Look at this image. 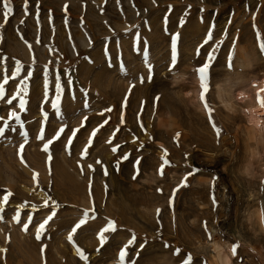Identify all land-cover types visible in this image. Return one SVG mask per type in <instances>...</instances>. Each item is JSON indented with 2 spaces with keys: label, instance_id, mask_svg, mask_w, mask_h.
<instances>
[{
  "label": "rangeland",
  "instance_id": "obj_1",
  "mask_svg": "<svg viewBox=\"0 0 264 264\" xmlns=\"http://www.w3.org/2000/svg\"><path fill=\"white\" fill-rule=\"evenodd\" d=\"M9 3L14 13L6 24L0 6L5 96L20 90L19 78L8 84L2 78L17 61L21 76L33 75L20 113L24 126L10 122L28 133L25 148L20 151L24 137L17 132L0 138V204L11 193L0 212V264H122L120 250L133 234L123 264H264V131L251 113L263 100L257 85L264 81V0H29L27 12L24 0ZM213 49L202 82L197 69ZM56 75L66 88L63 123L51 112L43 121L40 111L50 110L42 101L46 90L49 100L54 96ZM81 89L88 92L87 108ZM9 110L0 100V116ZM41 124L45 141L36 138ZM64 124L66 132L45 152L46 140ZM165 149L170 163L162 174ZM52 200L57 216L37 240L36 226L51 214ZM89 208L96 219L69 240ZM17 210L20 223L13 219ZM109 220L117 231L105 233L102 246L98 233Z\"/></svg>",
  "mask_w": 264,
  "mask_h": 264
},
{
  "label": "snow or ice",
  "instance_id": "obj_2",
  "mask_svg": "<svg viewBox=\"0 0 264 264\" xmlns=\"http://www.w3.org/2000/svg\"><path fill=\"white\" fill-rule=\"evenodd\" d=\"M29 0H24V10L25 12H27V5H28ZM0 6L3 7V17H4V21L5 24L8 22L9 16L10 14L14 13V9L13 7L10 6L9 0H0ZM181 24L184 23L183 20L180 21ZM179 34L173 35L171 37V47H172V60L171 63L173 66H175L176 64V55H175V49H176V43H177V39H178ZM212 39V33L211 31H209L208 33V38L204 41L205 44H207L209 42V40ZM136 43L139 44L140 43V35L139 33L136 34ZM145 45H146V41H145ZM219 47V44H217V48ZM260 51L264 52V42H261L259 45ZM139 50V49H137ZM216 49H213L211 52L208 53L207 56V60L206 62L203 64L202 67H199L197 69V71L200 74V79L203 82L206 74L209 70V67L211 65V61L213 59H215L214 56V52ZM106 54L107 53V49L105 50ZM143 55L145 57V59H147L148 57V49L145 46L143 49ZM16 65L11 71H10V75L7 76H2L4 84H8L9 79L10 78H19L18 79V84L21 86L20 90L13 93L10 97H6L5 96V92H4V85L0 84V100H4V102L10 106V109L7 113V118H5L4 116H0V138H6L8 135H10L12 132H17L18 134L23 135L24 137V142L19 144V149L22 152L23 149L25 148V145L27 144L28 140H27V136L28 133H20L19 129L16 127H13L12 124L10 122H15V124L19 125L20 128H23L24 126V121L21 119V115L20 113L25 112L26 109V105L28 104V100L25 99V96L28 94V85H27V81L32 77L33 72L31 70H25V74L23 76H21V67L19 65V62H16ZM147 70L149 73L148 79L151 80L153 77L151 75L152 71H153V66L151 63L147 64ZM171 71V69H170ZM2 75V74H0ZM140 82L144 83V78L140 77ZM73 86V80L71 75H68V79H67V88L71 89V87ZM205 91H207V86H204ZM83 97H84V101H83V107L87 108L89 106V101L87 99L88 97V92L86 89H81L80 90ZM66 92V88L65 86L62 85L61 83V76L60 75H56L54 77V96L49 100L48 99V92L47 90L44 92V100L42 101V104H50V110H45L43 107H41L40 111L42 114V119L43 121H48L49 116H50V112L55 115L56 117H58L61 122L63 123V114L61 112V101H62V97L65 95ZM73 99H76L75 96L72 97ZM202 99H203V93H202ZM18 100V107H19V111L16 110V105L14 104L15 101ZM155 100L158 101L159 97H155ZM261 105L264 106V100H260ZM146 102L142 101L141 102V111L144 110V104ZM127 106V97H125V100L122 104V107H126ZM113 109L111 107H106L104 109V112H111ZM104 112H101L100 114L103 115ZM139 116V114H138ZM211 118V117H210ZM88 119L87 116L84 117V120L86 121ZM121 120L123 121V116L121 117ZM108 124V120H104L103 124H101L99 126V128H96L93 130L91 136L89 137L88 141H87V145L85 146L83 152L81 153L82 156L87 155L88 153V147L91 146L92 144V137L96 136L97 132L100 130V128H103L104 125ZM83 122L81 123V127H83ZM213 128L216 131L217 136H219L221 129L217 128L215 123L212 124ZM140 127L143 129L144 125L143 123L140 124ZM66 128L67 125L64 124V126H61L58 128V130L54 131L52 137L50 139H47L46 142L44 143L43 147H44V151L47 152L49 150V146L52 145L55 141H59L61 139L62 134H64L66 132ZM80 131L79 128L77 129H73L71 131V135L67 137V143L68 145H71L73 143V140L76 138L77 133ZM117 131H119V129H117ZM36 138L41 140V141H45L46 137H45V127L43 124H41V126L36 130ZM109 143H111V140L108 141ZM113 152L117 151V148H113L112 149ZM168 157V152L165 149L164 150V154L161 157V160L163 161L160 165V171L163 174L164 168L166 165H169L170 161L169 159H167ZM123 160H128L129 159V155L125 154L122 157ZM49 160H51V156H49ZM97 164L101 163L99 160L96 162ZM119 161H117V167H119ZM135 165H140L141 161L139 159L135 160ZM89 167L91 168L92 166L89 165ZM104 175H108L107 169L104 170ZM192 175L191 172L188 173V175H186L184 177V181H182L181 183V187H185L186 182L188 181V178ZM135 179V176L133 177ZM174 194H175V190H174ZM11 195V193H8L7 195H5L3 197V204H0V212L4 211V204H8L9 200L8 197ZM49 200H51V197H49V199L44 201V206L48 207L49 205ZM172 201L170 200V203ZM53 208L50 210L51 214L48 215L43 222L39 223L38 226H36V239L40 240L41 239V235L43 233V231L45 230L46 226L49 224L50 221H52L54 219V217L57 216V212L55 211V208H58L59 205L56 204V202L54 200L51 201ZM213 203H215V198L213 197ZM159 212V210H158ZM90 213H92L90 215ZM2 218V217H0ZM14 220H16L18 223H20V217H19V211L17 210V215H15L13 217ZM96 216H95V209L94 208H89V209H84L83 210V216L82 218L71 228V231L68 234V239L71 240L72 239V234L75 233L78 229L81 228L82 225H85L86 223H88L89 220H95ZM28 222L23 223V228L25 231H27L29 229V224L32 222V216L29 215L27 217ZM116 225L115 222L109 220L107 225L105 227H103L100 232L98 233V238L100 241V244L103 246L106 241H107V237L105 236V233H109V232H116ZM136 242V236L135 234L132 235V238L129 239L127 241V244L124 246V248H122L120 250L119 253V259L120 261L124 262L125 257L128 255L127 249L129 246L133 245ZM167 246V245H166ZM141 249L144 247V245H140ZM233 254H236V246H234L233 248ZM81 257L84 260H87L88 257L85 256L83 253H81ZM133 264H135V262L133 261Z\"/></svg>",
  "mask_w": 264,
  "mask_h": 264
},
{
  "label": "bare ground",
  "instance_id": "obj_3",
  "mask_svg": "<svg viewBox=\"0 0 264 264\" xmlns=\"http://www.w3.org/2000/svg\"><path fill=\"white\" fill-rule=\"evenodd\" d=\"M257 88L260 90V91H258V89H257L258 94L261 95L263 100H264V81L259 83L257 85ZM251 111H252L251 112L252 113V118H253V121H254L255 125L258 126L259 129L264 131V106H262L261 103H260L257 106L253 107L251 109ZM41 196H44V194L43 195L41 194ZM26 207L27 208H31L29 206H26ZM24 208H25V206H24Z\"/></svg>",
  "mask_w": 264,
  "mask_h": 264
}]
</instances>
